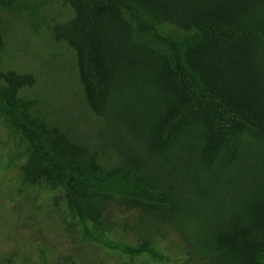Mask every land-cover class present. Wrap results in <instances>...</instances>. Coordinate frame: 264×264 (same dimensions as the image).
I'll return each mask as SVG.
<instances>
[{"label":"trees","instance_id":"trees-1","mask_svg":"<svg viewBox=\"0 0 264 264\" xmlns=\"http://www.w3.org/2000/svg\"><path fill=\"white\" fill-rule=\"evenodd\" d=\"M53 3L66 21L48 24ZM6 17L66 46L98 145L49 122L34 76L4 67ZM0 121L21 188L61 195L87 242L167 260L108 238L116 206L177 231L201 264H264V0H0Z\"/></svg>","mask_w":264,"mask_h":264},{"label":"rangeland","instance_id":"rangeland-1","mask_svg":"<svg viewBox=\"0 0 264 264\" xmlns=\"http://www.w3.org/2000/svg\"><path fill=\"white\" fill-rule=\"evenodd\" d=\"M43 16L50 24V18L64 20L69 12L53 3ZM7 19L3 23L8 28ZM17 19L6 32L4 67L34 76L35 85L26 93L41 100L40 110L49 122L62 126L77 141L98 145L101 123L82 99L66 46L54 42L43 22H38L36 31L32 23ZM14 154V138L0 121V264H201L177 231L147 223L137 212L116 206L106 213L108 238L129 245L151 240L167 260L130 258L87 242L61 195L21 188V161Z\"/></svg>","mask_w":264,"mask_h":264}]
</instances>
